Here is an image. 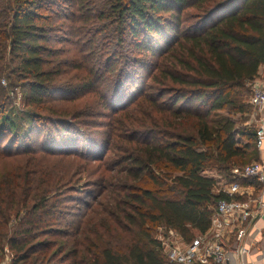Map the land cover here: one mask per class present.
<instances>
[{"label": "trees", "instance_id": "obj_1", "mask_svg": "<svg viewBox=\"0 0 264 264\" xmlns=\"http://www.w3.org/2000/svg\"><path fill=\"white\" fill-rule=\"evenodd\" d=\"M263 66L264 0H0V264H171L153 232L209 230Z\"/></svg>", "mask_w": 264, "mask_h": 264}, {"label": "built area", "instance_id": "obj_2", "mask_svg": "<svg viewBox=\"0 0 264 264\" xmlns=\"http://www.w3.org/2000/svg\"><path fill=\"white\" fill-rule=\"evenodd\" d=\"M251 91L250 104L256 111L263 110L264 78L255 79L251 83ZM256 137L260 148L264 143L263 127L257 130ZM232 173L237 181L216 188V192L225 197L218 201L206 233L187 241L179 232L169 229L159 237L158 241L171 264H247L252 251L246 244V238L252 234L256 220L264 216V200L262 194L251 193V187L238 181L263 185L264 165L252 163L236 167Z\"/></svg>", "mask_w": 264, "mask_h": 264}, {"label": "rangeland", "instance_id": "obj_3", "mask_svg": "<svg viewBox=\"0 0 264 264\" xmlns=\"http://www.w3.org/2000/svg\"><path fill=\"white\" fill-rule=\"evenodd\" d=\"M159 15H161V16L164 17V16H167L168 14L167 13H164V12H160ZM103 42H104V40H101L100 41V43H103ZM61 45H65L63 47H67V48L70 47L69 44H65V43H63ZM70 50L73 51V52H71L69 55L74 56V57H78L80 59L78 62H81L82 57H83V60L85 62L89 58V57H87L85 55V52L79 53V51L74 52L73 49H70ZM165 68L168 69V70L170 69L169 71H171V68H169L167 66H165ZM142 69H143V71L145 70V68H142ZM150 70L151 69H149V68H148L147 71L145 70L146 71L145 74L147 75V72H149ZM159 81H163V78L159 77ZM2 84L4 86H7L8 85V81L3 80V83ZM160 87L161 86H159V88ZM171 87H173V85H171ZM13 92H14V94H12V98L14 99V104H13L14 115L17 114L18 116L20 115L19 117H24L22 115H23L24 111H26L25 105L23 103L24 102L23 98L25 97V92L21 88H15L13 90ZM90 97L91 96H86L83 99H80L78 102H81V101L84 102L87 99L90 100ZM78 102H76V104ZM66 105H68V106L66 107ZM66 105H65V108H64L65 110H66V108H68L69 110H72V107L75 105V103H67ZM223 114L226 115V116H230L232 119H234L236 121V123L238 124L239 128L242 127V121H243L244 117H242L240 114L233 115V114H229L228 112H223ZM16 119H17V117H16ZM102 121L106 123L108 120L102 119ZM25 143H27V142H25ZM23 144H24L23 142H20L19 145H16V147H14V149H20L21 147H23ZM113 156L114 155L112 153H110V154L108 153L107 154V157H108L107 159L109 161H112ZM63 157H65V156H63ZM48 158L50 160H52L50 162H46V166H48L50 168L56 167L57 169H59V168H65V169L71 168V169H73V161L72 162H68L69 159H72L73 158L72 156L66 157V158H62L61 156L60 157L48 156ZM61 159H64V160H61ZM244 165H246V164H244ZM12 169H14V164H13L12 161H10V160L0 161V174L1 173H9V171H11ZM116 171H118V170H116ZM95 179L96 178H94L92 181H94ZM83 180L84 181L87 180V175H84L83 176ZM89 184H92V183H87V185L85 184L86 186H84L83 184L81 185L82 186V192L83 193L79 197H82L84 199L86 197V195H88L87 193H89L91 195H93L95 193L96 188L93 187V186H91V185H89ZM76 185H78V184H76ZM96 191H98V190H96ZM87 199H89V197H87ZM166 231L168 232L169 229H165L163 227H158L153 232V236L156 237V239L158 240L159 237H161ZM195 233L191 237H196L197 235ZM8 237H11V233H9ZM47 238L48 239H51L52 241H54V239H55L54 236H48ZM1 258H2L1 259L2 264H10V261L9 260L12 258V254H10L9 250L6 249L5 250V254L3 256H1Z\"/></svg>", "mask_w": 264, "mask_h": 264}, {"label": "crops", "instance_id": "obj_4", "mask_svg": "<svg viewBox=\"0 0 264 264\" xmlns=\"http://www.w3.org/2000/svg\"><path fill=\"white\" fill-rule=\"evenodd\" d=\"M259 77L264 78V66L261 67L259 71ZM245 125H249L252 127L255 132H257L258 129L264 128V109L259 111L254 109L252 107V112L248 116V121ZM238 140H241V142L245 143L246 138L238 137ZM257 141V137H256ZM256 141L253 144V147L248 152V161L246 165H250L252 163H259L264 165V143L262 147H258ZM244 165V166H246ZM237 167H243V166H237ZM237 181V180H236ZM244 186L251 187L250 189L251 193H259L262 194L263 200H264V184L258 185L255 182L251 183L249 181H238ZM251 183V184H249ZM216 194V190L214 191ZM241 200H245L244 197H239ZM232 241H234V237H232ZM246 244L251 248L252 256L247 258V264H253V262H257L260 264H264V216L261 218H258L256 220V226L254 230L252 231V234L246 238Z\"/></svg>", "mask_w": 264, "mask_h": 264}]
</instances>
